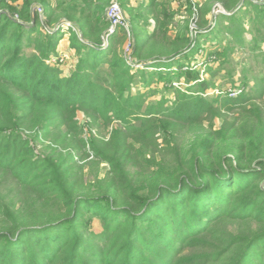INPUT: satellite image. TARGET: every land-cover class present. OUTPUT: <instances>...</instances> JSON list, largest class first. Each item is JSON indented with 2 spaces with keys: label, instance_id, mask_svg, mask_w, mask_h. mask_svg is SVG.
I'll list each match as a JSON object with an SVG mask.
<instances>
[{
  "label": "trees",
  "instance_id": "1",
  "mask_svg": "<svg viewBox=\"0 0 264 264\" xmlns=\"http://www.w3.org/2000/svg\"><path fill=\"white\" fill-rule=\"evenodd\" d=\"M112 1L22 0L13 9L21 22L0 16V186L7 182L9 189L0 192V264H264V109L245 106L244 94L210 102L180 91L170 108L165 98L146 105L142 95H132V67L115 48L127 34L109 35ZM160 1L129 7L119 0L131 23V61L171 68L188 55L189 31L185 25L174 44L168 41L176 13ZM215 2L232 13L210 28L220 38L244 43L242 23L233 25L245 5L264 29V12L258 14L264 0H207L203 16ZM35 7L47 23L76 28L71 47L79 61L71 76L46 63L57 56L59 30L36 41L38 54L25 53L41 22L32 19ZM228 19L231 24L221 26ZM143 78L151 83L152 77ZM257 88L262 100L263 76ZM78 110L127 128L113 131L106 143L91 139L89 152L83 138L72 147L59 131L80 135ZM180 129H188V141H177ZM40 135L48 143L43 149L34 144ZM157 135L175 152L176 165L132 174L130 163L145 151L136 145L141 138L155 143ZM85 157L107 163V178L85 183L77 172ZM94 219L103 224L99 234L91 229Z\"/></svg>",
  "mask_w": 264,
  "mask_h": 264
},
{
  "label": "rangeland",
  "instance_id": "2",
  "mask_svg": "<svg viewBox=\"0 0 264 264\" xmlns=\"http://www.w3.org/2000/svg\"><path fill=\"white\" fill-rule=\"evenodd\" d=\"M160 2L167 5L165 6L167 10L176 13L174 23L169 28L167 35L170 43L174 44L176 36L183 35V26L186 25L188 27L189 32L187 36L190 39L188 55L178 58L171 65V68H164L156 64L150 65L151 62L141 65L129 63V66L132 67L131 74L135 76V81L131 84L132 95H142L146 105L157 103L165 98L168 102L166 106L170 108L177 97L178 91L187 93L195 98L203 97L210 102L214 101L216 97L221 99H236L244 94L250 99H248L249 101L246 102L245 106L252 107L259 105L264 109V98L262 100L258 99L259 91L257 88L259 79L262 76L264 78V29L254 24V22H257V16L252 8L245 5L242 8L244 11L236 17L238 19L234 22L233 26L239 25L241 22L243 28L241 35L245 41L243 44H238L234 41L232 35L223 39L210 30V28L213 30V27L221 23H218V21L221 20L222 16L232 15L220 3H213L210 11L203 16L201 9L203 10L205 8L207 0H161ZM252 2L261 5L256 1ZM5 3L8 6H3L0 2V16H8L21 22L20 15L17 11L15 13L13 10L15 7L18 10L21 6H16L11 0H6ZM190 4L192 5V13L188 12ZM258 7L260 8L258 11L260 13L258 14L263 13L264 7ZM123 11L126 13L124 9ZM32 15V19L38 16L41 22L37 25V31L33 35L35 42H33L32 48L24 47L25 53L29 55L38 54L37 49L34 47L36 46V41L45 42L48 39V35L53 34L59 26L58 24L47 23L37 12L35 14L32 13ZM203 19L206 22L209 21L205 26L201 25ZM222 23L221 26L224 24L228 26L231 24V21L228 19ZM22 24L26 27H31L34 22H25ZM154 29L155 22L151 20L148 24V30L152 32ZM59 35H61V40L58 44L57 56H51L46 63L49 66L62 70L64 77H69L77 70L79 54L71 47V33L60 31ZM33 38H26L24 40L25 46L32 43ZM122 38V44L115 45V48L119 56L127 60V56L130 54V38L125 34ZM65 39L67 45L60 48L59 45ZM108 46L109 43L107 42L106 46L103 47ZM104 68L108 69V66L105 65ZM159 72L175 76V80L169 83L167 79L155 76ZM147 75L152 77L149 85L145 84L143 78ZM101 77L103 83L108 81L106 76L103 77L102 75ZM76 121L80 130L79 136L75 134L73 129H67L66 127H61L59 132L63 134L64 138H67L72 147H79L81 144L78 141L83 138V143L87 142V152L90 151L89 141L91 139L106 143L111 140L113 131L117 129L124 131L127 128L125 123L118 120L109 123L102 118L95 119L92 113H87L85 110L77 111ZM209 122L206 121V125ZM132 125L140 126V123L132 122ZM214 125L218 129L221 126V120H215ZM23 133L31 136L35 134L34 131L29 132L27 130ZM178 133L180 134L179 138H177L178 142L189 140L187 136L188 129H180ZM39 137L38 141H35L34 144L38 145L39 149H43L42 147H46L48 143H43L41 141V135ZM156 137L158 140L156 139L157 141L155 143H152L153 139L141 138L142 142L136 145L137 148H143L145 146V151L143 152L142 159H138L136 162L133 161V164L130 163L132 174L138 175L139 172H144L151 168H172L176 165V154L170 149L171 146L165 144L162 135H157ZM132 156L136 155L134 154ZM79 167L81 168L77 169V172L85 183H94L97 180L106 179L109 174V165L107 163H101L93 157L89 159L85 157ZM135 179L137 180L138 177ZM7 185L8 183L6 182L4 186H0V192L3 195L9 193ZM15 201L18 203V200ZM91 229L97 234L101 233L103 231L101 220L94 219Z\"/></svg>",
  "mask_w": 264,
  "mask_h": 264
},
{
  "label": "built area",
  "instance_id": "3",
  "mask_svg": "<svg viewBox=\"0 0 264 264\" xmlns=\"http://www.w3.org/2000/svg\"><path fill=\"white\" fill-rule=\"evenodd\" d=\"M35 12H37L41 17H43L44 12L43 9L41 7H35L33 9V14H35ZM106 19L108 20L109 24H110V29H109V35H111L112 33H114L116 30H123L128 37L130 38L129 40V48H130V54L132 52V45H131V24H130V20L129 18L126 16V14L124 13L119 0H113L109 6V8L106 11ZM59 26L55 29L56 30H60V31H67L68 33H70V31H76V28L73 27L70 23L68 22H62L61 24H58ZM107 44V38H103V46H106ZM129 54V55H130ZM128 57V63L130 64H134L131 61V58L129 56Z\"/></svg>",
  "mask_w": 264,
  "mask_h": 264
},
{
  "label": "crops",
  "instance_id": "4",
  "mask_svg": "<svg viewBox=\"0 0 264 264\" xmlns=\"http://www.w3.org/2000/svg\"><path fill=\"white\" fill-rule=\"evenodd\" d=\"M120 2H121V0H120ZM122 2H125L126 6H129V7L146 6L148 4V0H122ZM22 4H23L22 0H19L15 3V5H17V6L18 5L21 6ZM128 18H129V16H128ZM66 45H67V41L65 39L62 41V43L59 46L61 48V47H65Z\"/></svg>",
  "mask_w": 264,
  "mask_h": 264
},
{
  "label": "water",
  "instance_id": "5",
  "mask_svg": "<svg viewBox=\"0 0 264 264\" xmlns=\"http://www.w3.org/2000/svg\"><path fill=\"white\" fill-rule=\"evenodd\" d=\"M261 188L264 189V182L261 184Z\"/></svg>",
  "mask_w": 264,
  "mask_h": 264
}]
</instances>
